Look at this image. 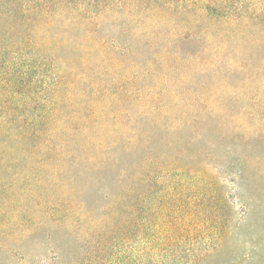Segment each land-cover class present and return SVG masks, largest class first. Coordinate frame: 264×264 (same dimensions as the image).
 Listing matches in <instances>:
<instances>
[{
    "label": "rangeland",
    "instance_id": "374dc122",
    "mask_svg": "<svg viewBox=\"0 0 264 264\" xmlns=\"http://www.w3.org/2000/svg\"><path fill=\"white\" fill-rule=\"evenodd\" d=\"M95 1L8 0V111L54 136L0 173V264L94 256L135 185L174 253L264 264V0Z\"/></svg>",
    "mask_w": 264,
    "mask_h": 264
},
{
    "label": "trees",
    "instance_id": "16d2710c",
    "mask_svg": "<svg viewBox=\"0 0 264 264\" xmlns=\"http://www.w3.org/2000/svg\"><path fill=\"white\" fill-rule=\"evenodd\" d=\"M97 3L98 0L95 1V4ZM207 6L211 5L206 2L204 6L206 12ZM19 8L21 12L26 10L22 1L19 2ZM9 16L8 0H0V173L8 171L10 168L8 158L16 151L22 152L23 156L32 155L28 159L36 162L39 151L45 148L54 136V130L15 124L16 121H22L24 115L8 111V102H10V95L8 96ZM20 51L21 48H18L17 52ZM261 58L264 59L262 56ZM14 71L15 93L22 94L25 71L21 61H18ZM34 156L37 157L34 158ZM142 181H145V178H142ZM153 187L154 185H148L146 194L141 200L138 199L137 185L125 189L126 198L113 211L114 213L119 211L121 215L117 225L101 233L104 238L101 235V239L94 245L96 254L89 257V253L79 264H200V257L194 256L188 259L173 252L175 239L172 228H169V224L166 223L167 204H159L162 214L158 215L157 205L151 196H157L159 189H153ZM161 195L165 197L164 193ZM156 228L158 229L155 230ZM117 242L123 248L120 253L114 255L113 249L117 246Z\"/></svg>",
    "mask_w": 264,
    "mask_h": 264
}]
</instances>
